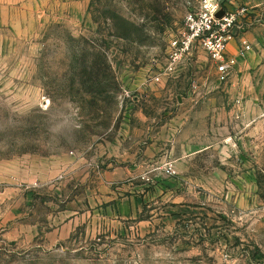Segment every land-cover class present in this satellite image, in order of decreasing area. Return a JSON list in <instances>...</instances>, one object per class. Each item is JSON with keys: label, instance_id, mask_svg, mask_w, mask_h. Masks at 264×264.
Returning <instances> with one entry per match:
<instances>
[{"label": "rangeland", "instance_id": "1", "mask_svg": "<svg viewBox=\"0 0 264 264\" xmlns=\"http://www.w3.org/2000/svg\"><path fill=\"white\" fill-rule=\"evenodd\" d=\"M199 1L0 0V264H264V0H218L225 81L203 49L166 75Z\"/></svg>", "mask_w": 264, "mask_h": 264}, {"label": "built area", "instance_id": "2", "mask_svg": "<svg viewBox=\"0 0 264 264\" xmlns=\"http://www.w3.org/2000/svg\"><path fill=\"white\" fill-rule=\"evenodd\" d=\"M220 12L223 16L219 18ZM238 23V12L222 7L218 0H200L198 7L185 17V32L170 43V63L165 74H173L186 56L203 49L216 65L220 80L225 81L237 64V59L230 57L228 51ZM243 48L246 51L250 46L245 44ZM155 80L160 81V77Z\"/></svg>", "mask_w": 264, "mask_h": 264}, {"label": "crops", "instance_id": "3", "mask_svg": "<svg viewBox=\"0 0 264 264\" xmlns=\"http://www.w3.org/2000/svg\"><path fill=\"white\" fill-rule=\"evenodd\" d=\"M185 108H188L189 106H184ZM186 116V115H185ZM185 116H181V117H177L173 120H171V124H173L174 127H176V133L180 134L185 132V128L183 127L182 124H185L186 122H184V118H186ZM145 118V119H142ZM180 118V119H178ZM141 119L139 121L140 126H134L132 123H130V128L133 129H139V132H135L134 130L132 132H130L129 134H131L129 137H131L130 139L132 140V145L133 147L130 149H125L124 152L126 154H130V157L132 158H139V159H150L154 156H156L157 153V146H158V142L154 141V138L150 139L149 143H145L143 136L145 135V131H141L143 130L145 127H147V125L149 124L148 122V118L145 114H142ZM168 124V122H167ZM177 124V125H176ZM164 123L161 122V126H163ZM172 126V127H173ZM179 128V129H178ZM149 129V128H148ZM158 134V133H156ZM155 134V135H156ZM133 138V139H132ZM128 139V137H126L123 142H126V140ZM156 140H163V137H155ZM161 145V144H160ZM159 145V146H160ZM50 173V171H48Z\"/></svg>", "mask_w": 264, "mask_h": 264}, {"label": "trees", "instance_id": "4", "mask_svg": "<svg viewBox=\"0 0 264 264\" xmlns=\"http://www.w3.org/2000/svg\"><path fill=\"white\" fill-rule=\"evenodd\" d=\"M111 65L109 64V59L105 53H100L97 56V60L92 63L90 67V72L87 70L84 71V76H86V81L84 84L91 82L92 87L99 86L102 83V80L108 71L111 72ZM91 89L89 92H94Z\"/></svg>", "mask_w": 264, "mask_h": 264}, {"label": "water", "instance_id": "5", "mask_svg": "<svg viewBox=\"0 0 264 264\" xmlns=\"http://www.w3.org/2000/svg\"><path fill=\"white\" fill-rule=\"evenodd\" d=\"M223 16V12H220L219 14H218V17L220 18V17H222Z\"/></svg>", "mask_w": 264, "mask_h": 264}]
</instances>
